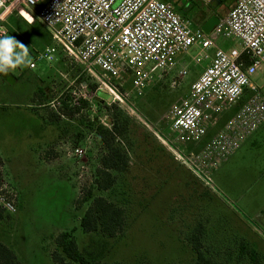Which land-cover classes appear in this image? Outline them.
Masks as SVG:
<instances>
[{
    "label": "rangeland",
    "instance_id": "rangeland-1",
    "mask_svg": "<svg viewBox=\"0 0 264 264\" xmlns=\"http://www.w3.org/2000/svg\"><path fill=\"white\" fill-rule=\"evenodd\" d=\"M192 1L185 15L193 22L213 12L206 0ZM12 2L5 12V36L25 45L36 67L31 69L27 64L9 70L6 77L20 75L15 82L5 80L0 73V161L18 193V212L3 213L0 238L25 257L23 264H54L51 248H57V235L73 228L80 250L91 259L196 264L186 234L199 221L206 226L203 249L216 263L253 264L249 256L241 263L225 260L229 251L236 256L244 242L256 250L260 264H264V125L229 155L218 145L226 123L214 130L221 119L197 143L181 147L182 158L156 132L165 126L172 105L188 95L208 64L192 60L197 48L184 58L189 68L186 77L176 79L178 66L177 72L138 94L131 90V75L124 74L120 91L128 94L125 102L108 101L110 94L102 91L100 95L98 83L62 53L53 61L36 60L51 45L50 35L39 19L23 12L28 21L19 12L21 5ZM230 6L231 2L223 5L219 13L225 16ZM218 44L226 49L238 46L225 38ZM174 79L178 84L173 87ZM254 80L264 86V67ZM85 82L95 96L91 101L81 96L75 104ZM66 105L74 109L73 114L65 113ZM112 105L131 120L125 143L131 162L126 172L117 173L112 191H99L94 179L105 148L87 122L94 120L110 127L108 108ZM54 116L59 118L51 121ZM64 145L83 147L86 153L73 157L65 147L59 148ZM199 154L206 158L198 161L197 169L183 160ZM91 188L95 196H105L125 207L127 224L118 236L108 238L81 229L80 220L90 201L82 202L80 191L84 189L86 194Z\"/></svg>",
    "mask_w": 264,
    "mask_h": 264
},
{
    "label": "built area",
    "instance_id": "built-area-1",
    "mask_svg": "<svg viewBox=\"0 0 264 264\" xmlns=\"http://www.w3.org/2000/svg\"><path fill=\"white\" fill-rule=\"evenodd\" d=\"M10 2L0 0V37L8 33L3 23ZM41 2L36 15L52 43L36 60L53 61L62 53L98 83V90L108 92L115 100L125 102L123 98H127L128 94L120 91L124 74L131 75V90L138 94L178 66L176 79L186 77L188 62L182 60L192 48H197L192 60L208 64L192 83L188 95L172 105L165 126L156 131L178 157L182 158L181 147L206 136L248 92L249 98L226 122V131L219 134L218 145L229 155L264 125V86L254 80L264 67V0H233L228 13L210 33L204 32L171 0H13L11 4L21 5L20 14L33 16L32 8ZM220 38L233 40L238 46L226 49L218 44ZM29 67L35 68V62H30ZM176 79L173 87L178 84ZM82 86L83 92L75 104L81 96L90 101L95 96L88 92L86 82ZM65 149L73 157L86 153L79 146ZM202 157L205 161L202 154L183 160L197 169ZM1 161L0 211L15 214L18 193L7 179ZM200 172L210 178L204 170ZM80 192L85 194L84 189Z\"/></svg>",
    "mask_w": 264,
    "mask_h": 264
},
{
    "label": "trees",
    "instance_id": "trees-1",
    "mask_svg": "<svg viewBox=\"0 0 264 264\" xmlns=\"http://www.w3.org/2000/svg\"><path fill=\"white\" fill-rule=\"evenodd\" d=\"M230 2L232 4V0H223L221 5L227 6ZM42 5L43 3L41 2L37 6L38 9L32 10L36 21L38 20L36 12ZM221 5L218 9L211 6L213 12L217 13L220 17H222L221 13H219ZM44 29L50 35L48 30L46 28ZM246 63H249L247 58ZM3 76L7 81L15 82L20 80V75H13L10 78L6 77L8 75L3 73ZM127 84L129 85V82ZM40 90H43V88H40ZM102 94L103 92H100V95ZM249 95V92L246 93L238 105L224 113L221 116L219 126L214 130L221 128L236 113L240 105L249 98ZM102 98L105 99V97ZM108 109L110 127L94 120H88L87 122L88 127L94 130L100 137L105 148V152L100 158L101 166L96 170L94 179V187L99 191H112L118 182L117 173L126 172L131 162L128 148L125 145L128 142V129L131 120L115 105L109 106ZM64 111L68 115L74 113V109L69 108L67 105ZM56 117L51 118V121L59 118V116ZM211 134H214V132L212 131ZM81 201H90L80 220V227L85 233H101L105 237L114 238L124 231L127 224V213L123 205L102 195L95 196L93 188L84 194ZM3 213V211H0V222L4 218ZM75 231L76 228H73L70 231H64L57 235L55 239L57 248L51 253L55 264H134L128 261L111 263L87 257L77 244L74 235ZM205 235L206 226L201 221L198 222L197 226L190 233L186 234V239L196 254V264H225L223 262L216 263L212 260L211 256H207L206 253L208 250L203 249V238ZM239 249L236 256L229 251L225 260L230 262L234 259L236 263H241L246 256H249L253 264H260L258 254L254 248H250L248 244L241 242ZM0 264H23L13 249L2 241H0Z\"/></svg>",
    "mask_w": 264,
    "mask_h": 264
},
{
    "label": "clouds",
    "instance_id": "clouds-1",
    "mask_svg": "<svg viewBox=\"0 0 264 264\" xmlns=\"http://www.w3.org/2000/svg\"><path fill=\"white\" fill-rule=\"evenodd\" d=\"M19 49V51H15ZM28 48L13 36L0 37V73L7 74L18 66L30 64Z\"/></svg>",
    "mask_w": 264,
    "mask_h": 264
},
{
    "label": "crops",
    "instance_id": "crops-1",
    "mask_svg": "<svg viewBox=\"0 0 264 264\" xmlns=\"http://www.w3.org/2000/svg\"><path fill=\"white\" fill-rule=\"evenodd\" d=\"M171 1H174V0H171ZM177 5H178V7L181 9V10H184L185 11V13H186V10H188L189 8H191V6H192V4L194 3L192 0L190 1V0H176V1H174ZM180 2V3H179ZM186 3V4H185ZM222 4V3H221ZM232 4H233V0H232ZM232 4H231V6H232ZM223 5H221V7H222ZM231 6H230V8H231ZM220 7V8H221ZM215 14H217V13H215V12H212V13H209V14H207L200 22H195V24L197 25V26H200L201 28H202V25L212 16V15H215ZM218 15V14H217ZM34 16V15H33ZM33 16H32V18H33ZM25 17V16H24ZM223 17V16H222ZM221 17V18H222ZM28 20V19H27ZM28 21H30V20H28ZM30 24H31V22H29ZM44 27V26H43ZM186 62V59H184V60H182V63L183 62ZM40 77V76H39ZM197 79V78H196ZM195 81V80H194ZM193 81V82H194ZM100 92H102V91H100ZM99 92V93H100ZM49 138V137H48ZM47 138V139H48ZM46 142H47V140H46ZM61 147H67V145H64V146H60L59 148H61ZM58 148V149H59ZM62 149V148H61ZM10 178V177H9ZM0 241H2V238H0ZM2 242H4V241H2ZM5 243V242H4ZM6 245H8L10 248L12 247V245L10 244V243H5ZM13 250L14 251H16L15 253H16V255H17V257L21 260V262L22 263H25V257H23V255L22 254H20V253H17V250L15 249V247H13ZM54 250V248H53V246H52V248H51V252ZM55 264V263H54Z\"/></svg>",
    "mask_w": 264,
    "mask_h": 264
},
{
    "label": "water",
    "instance_id": "water-1",
    "mask_svg": "<svg viewBox=\"0 0 264 264\" xmlns=\"http://www.w3.org/2000/svg\"><path fill=\"white\" fill-rule=\"evenodd\" d=\"M223 0H212L211 1V6L215 9H218L219 6L221 5ZM221 20V17L217 14L212 15L203 25H202V29L204 32L206 33H210L211 30L217 25L219 24ZM105 92V91H103ZM108 101H112V96L111 95H107Z\"/></svg>",
    "mask_w": 264,
    "mask_h": 264
},
{
    "label": "bare ground",
    "instance_id": "bare-ground-1",
    "mask_svg": "<svg viewBox=\"0 0 264 264\" xmlns=\"http://www.w3.org/2000/svg\"><path fill=\"white\" fill-rule=\"evenodd\" d=\"M10 8V7H9ZM9 8L7 10H9Z\"/></svg>",
    "mask_w": 264,
    "mask_h": 264
}]
</instances>
